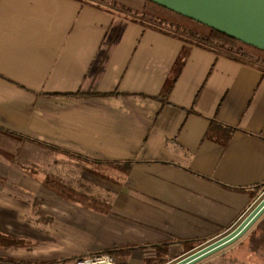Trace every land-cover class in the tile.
<instances>
[{"label": "crops", "instance_id": "1", "mask_svg": "<svg viewBox=\"0 0 264 264\" xmlns=\"http://www.w3.org/2000/svg\"><path fill=\"white\" fill-rule=\"evenodd\" d=\"M183 48L110 1L0 0V237L25 240L0 260L149 247L118 258L142 263L154 245L204 244L251 213L264 191V66L194 45L163 100ZM254 226L264 245V214Z\"/></svg>", "mask_w": 264, "mask_h": 264}, {"label": "trees", "instance_id": "2", "mask_svg": "<svg viewBox=\"0 0 264 264\" xmlns=\"http://www.w3.org/2000/svg\"><path fill=\"white\" fill-rule=\"evenodd\" d=\"M101 1L102 2L110 1V5L123 10L130 16L139 19L141 21H147L148 23L158 28L160 27L165 31L173 33L184 40V48L180 54L179 60L172 72V75L170 76L169 80L167 81L166 85L164 86L161 92L160 97L163 100L169 99L174 87L176 86L178 78L180 77L181 72L187 62L192 47L194 45L207 46L211 50L213 49L223 50L233 58L240 60H251L264 66V50L251 46L225 33L219 32L203 23L197 22L189 17L176 13L150 0H121V1H125L122 4L117 0H101ZM148 18H151V20H148ZM49 96L77 98L88 95L78 93V94H49ZM0 131L10 133L9 131L3 129L2 127H0ZM11 134L19 138L28 139L26 137H22L14 133ZM111 164L119 168H123V164H125L127 171L130 170V168L133 165L132 163H111ZM62 196L72 201L78 200L77 194L72 195L70 198L65 196V193H62ZM39 214L42 218L44 217V213L39 212ZM46 221L48 223H51L52 219L50 218L49 220ZM24 242H25L24 239H18L14 237H0V246H2L3 248L20 247L23 246ZM173 242L174 241H165L161 244H157L151 247L154 250L153 259L158 260L159 264H167L170 260L166 257L169 254L172 244H174ZM182 243L185 245L187 249L186 251H191L203 244L195 241H182ZM148 248L149 247L119 248V249L107 250L104 253L108 254V256H110L113 259V261L117 264H128L126 262L120 261L118 259L119 256L126 257L131 255V253L134 250L148 249ZM83 257L85 256L72 257V258L64 259L59 262H52L49 264L78 261ZM0 261L8 264H17V263L30 264L26 262H15L11 260H0ZM233 262H235V260Z\"/></svg>", "mask_w": 264, "mask_h": 264}, {"label": "water", "instance_id": "3", "mask_svg": "<svg viewBox=\"0 0 264 264\" xmlns=\"http://www.w3.org/2000/svg\"><path fill=\"white\" fill-rule=\"evenodd\" d=\"M150 1L264 50V0ZM263 214L264 198L231 233L176 264H198L226 249L240 240Z\"/></svg>", "mask_w": 264, "mask_h": 264}, {"label": "rangeland", "instance_id": "4", "mask_svg": "<svg viewBox=\"0 0 264 264\" xmlns=\"http://www.w3.org/2000/svg\"><path fill=\"white\" fill-rule=\"evenodd\" d=\"M117 1L121 2V4L125 2L121 0H117ZM100 171L105 172V169H100ZM112 171L113 172L115 171L117 174L116 180L122 177L123 172L121 170L113 169ZM62 189L63 191H68V192H65V196L69 198L72 195H76V194H73L68 188L62 187ZM77 198H80V195H78ZM94 198H96L94 199V207H96L97 209H103L104 207L103 204L107 202V200H105V196L100 195V194H94ZM263 198H264V191L260 194L259 198L257 199V204L255 203L254 206L256 207ZM240 224L241 223H239L237 226L236 225L233 226L231 229L226 231L221 236L207 243H204L191 251H186L187 250L186 247H183L181 245L173 248L172 251H169V254L166 257L170 260L167 264H176L182 261L183 259L189 257L193 253L199 251L200 249H203L204 247L225 237L226 235L231 233L234 229H236ZM259 233H260V229L254 226L236 243L212 255L211 257L201 261L198 264H264V258H262V255L259 256V253H258V249H261L262 247H264L263 243L258 242L260 237H256ZM250 251L251 252L256 251L257 253L253 252V253H256L255 256H248L250 254ZM153 258H154V254L146 256L145 261H143L142 263L132 260L130 264H159L158 260H155ZM234 260L235 262H233Z\"/></svg>", "mask_w": 264, "mask_h": 264}, {"label": "built area", "instance_id": "5", "mask_svg": "<svg viewBox=\"0 0 264 264\" xmlns=\"http://www.w3.org/2000/svg\"><path fill=\"white\" fill-rule=\"evenodd\" d=\"M75 264H117L113 259L108 255H87L78 261Z\"/></svg>", "mask_w": 264, "mask_h": 264}]
</instances>
